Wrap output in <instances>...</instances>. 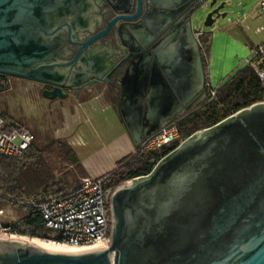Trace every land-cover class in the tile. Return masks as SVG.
Masks as SVG:
<instances>
[{
	"label": "water",
	"instance_id": "water-1",
	"mask_svg": "<svg viewBox=\"0 0 264 264\" xmlns=\"http://www.w3.org/2000/svg\"><path fill=\"white\" fill-rule=\"evenodd\" d=\"M101 1L0 0V78L49 86L41 91L48 100L66 99L68 88L101 82L110 65L108 51L88 49L82 55L115 22L136 20L142 0H136L134 15L119 11L105 29L74 42L92 29L89 12ZM220 1L144 0L150 28L160 33L169 27L149 51L131 47L135 39L143 45L153 39L148 28L116 27L124 51L140 52L116 102L134 149L207 103L192 18L214 27L228 14L221 11L229 2ZM122 4L131 6L130 0ZM64 33L80 46L68 62ZM80 58L84 68L75 71ZM110 219L107 249L64 254L0 239V264H264V102L194 133L148 175L119 186L110 199Z\"/></svg>",
	"mask_w": 264,
	"mask_h": 264
},
{
	"label": "rangeland",
	"instance_id": "rangeland-1",
	"mask_svg": "<svg viewBox=\"0 0 264 264\" xmlns=\"http://www.w3.org/2000/svg\"><path fill=\"white\" fill-rule=\"evenodd\" d=\"M227 1L229 2V6L223 11L225 13L228 12L225 19L212 28H205L203 27V19L192 18L193 31L202 30L206 34V37H209L210 41L213 35L228 26H231L232 30L230 32L223 31L221 33L224 34L218 37L223 39L225 35V37L227 36L231 40H234L235 38L246 39L248 35H251L254 26L248 25L250 22L244 21L242 18L251 11L256 12L259 8L260 0ZM246 25L251 26V29L247 30L245 28ZM199 41L202 42L203 38H200ZM245 47L246 44L239 41L234 43L230 41L228 45L223 42L217 45V42H215L214 51L216 52V56L212 58V68L218 70L219 75L214 76L215 79L210 80L209 78V83L212 86H216L220 80L225 79L237 67L240 68L245 65V60L249 55ZM41 88V85L30 81L13 80L11 87L0 93V114L4 115L10 122L22 125L34 134L37 144L44 148L43 156L46 158L55 176L65 178L70 185L74 183H78L79 185L81 179L87 177L85 165L90 163L91 167L98 166L100 167V171L102 170L101 172L108 174L116 168L118 161L135 153L136 149L131 147L128 150L124 145H117L115 143L116 145L112 144L111 146L105 145L101 147V150H106L110 147L116 148V156L112 155L110 160L102 162L103 164L95 160L99 156H102L103 151L93 156L94 158L91 157L88 162L84 163V161H80V165H73L67 161L64 151L60 150L57 142L66 147L67 150L65 151H68L72 147L70 144L79 143V148L90 154V152L100 148L103 139L106 137V133L99 128L100 120L86 122L87 116L82 111L76 110L80 103L82 104L87 101L75 99L71 94L66 99L48 100L40 95ZM99 103L100 105H104L108 102L103 100V102ZM112 109L116 115L115 107L112 106ZM84 122L86 123L82 125ZM107 140L109 141V139ZM2 210L3 213L0 215L1 223L8 224L10 221L16 219V213L11 207H6ZM8 238H10L9 235L0 232V239Z\"/></svg>",
	"mask_w": 264,
	"mask_h": 264
},
{
	"label": "trees",
	"instance_id": "trees-1",
	"mask_svg": "<svg viewBox=\"0 0 264 264\" xmlns=\"http://www.w3.org/2000/svg\"><path fill=\"white\" fill-rule=\"evenodd\" d=\"M202 38L204 54L201 51V57L208 83L207 60L210 54V39L206 34ZM263 102L264 87L251 67L244 65L238 68L221 82L214 99L175 123L179 135L176 143L145 152L136 149L134 154L117 162L116 168L108 173L103 187H118L125 182L148 175L155 164L173 151L180 141L216 125L244 108ZM1 116L6 118L4 115ZM57 144L60 150L64 151L67 161L73 165H80L79 157L71 148L65 151L67 149L63 144L60 142ZM43 152L44 148L37 144L34 136L33 143L22 157L0 158V210L11 207L16 213V219L8 224L16 223L18 227L30 228V232L24 233L30 239L40 238L57 242L60 237L44 227L37 208L19 204L27 198H32L34 204L38 205L50 196H64L70 192L69 182L65 178L55 176ZM8 224L0 222V227Z\"/></svg>",
	"mask_w": 264,
	"mask_h": 264
},
{
	"label": "built area",
	"instance_id": "built-area-1",
	"mask_svg": "<svg viewBox=\"0 0 264 264\" xmlns=\"http://www.w3.org/2000/svg\"><path fill=\"white\" fill-rule=\"evenodd\" d=\"M260 8L264 11V0H260ZM198 40L200 51L204 48L199 41L205 34L202 30L194 32ZM245 65H249L264 87V42L252 47ZM221 83L212 86L205 83L207 102L215 98ZM172 122L158 134L151 137L139 147L145 152L160 149L176 143L178 130ZM34 141V135L25 127L19 128L13 122L0 115V158H20ZM182 141H180L176 149ZM173 149V150H174ZM105 172L89 174L81 179L79 185L67 195L50 196L44 202L36 205L32 198H27L20 205L33 206L39 211L44 227L60 237L59 244H67L84 251L104 250L110 244V199L119 187H103L108 178ZM3 210H0V215ZM30 228L18 227L16 223L3 225L0 232L9 237H27L24 233Z\"/></svg>",
	"mask_w": 264,
	"mask_h": 264
},
{
	"label": "flooded vegetation",
	"instance_id": "flooded-vegetation-1",
	"mask_svg": "<svg viewBox=\"0 0 264 264\" xmlns=\"http://www.w3.org/2000/svg\"><path fill=\"white\" fill-rule=\"evenodd\" d=\"M111 2L110 3H108ZM126 2H129V0H125ZM223 1V0H221ZM220 1V2H221ZM131 6L123 5L122 0H102L101 2H93L92 10L89 12L91 21L93 22L92 29L87 30L84 34L80 35V38L73 37L74 42H84L87 40L90 36L98 33L99 31L105 29L109 22L114 19L118 14L119 11L126 10L129 15L135 14V4L136 0H130ZM144 0H142V8L139 17L134 20L133 22H130L129 24L123 23V22H115L112 26L111 31L109 34L101 39L96 44L90 45L83 53V56H86V53L88 49H93L95 52H103L108 51V58L110 61V65L107 68L106 74L103 76L101 82H91L90 84L82 87V85L76 87L75 90L72 88L66 89L68 96L71 94L73 98L75 99H81L82 101H87L89 99L100 98L103 100H106L108 103H110L111 106H114L116 109V102L118 97V89L121 85L122 80L130 74V72L133 71V61L136 55L140 54V52H135L129 50L124 51L122 46L118 43L116 36H115V30L116 27L120 24H123V28L125 29H135L142 31L145 28H148L152 34L153 39L149 42L141 43L138 39H135V44L131 43V47L134 48L135 46H138L144 51H149L152 47L158 44L159 40L163 37V35L168 31L169 27H167L164 31L157 33L155 29L150 28L148 23V13L145 15V7H144ZM224 11V10H223ZM221 11V12H223ZM63 38L65 39V43L67 46V53H65V57L63 58V61L68 62L73 60L74 56L80 49L79 45L71 44L66 39V33L63 34ZM129 55H131L129 57ZM84 68V64L81 60V58L76 63L74 69L75 71L81 70ZM21 80L17 78L12 77H2L0 78V81L5 86L6 90H8L11 87L13 80ZM35 83V82H33ZM38 84V83H36ZM41 85V84H39ZM43 89H51L49 86L41 85ZM205 92L207 93V89L205 88ZM67 96V97H68Z\"/></svg>",
	"mask_w": 264,
	"mask_h": 264
},
{
	"label": "crops",
	"instance_id": "crops-1",
	"mask_svg": "<svg viewBox=\"0 0 264 264\" xmlns=\"http://www.w3.org/2000/svg\"><path fill=\"white\" fill-rule=\"evenodd\" d=\"M259 8H260V5H259ZM259 8L256 12L251 11V12L245 14L242 18V20L250 22L248 25L254 26L253 30L251 31V35H248L246 37V39L245 38H241V39L235 38L234 40L233 39L231 40L229 37H227V36L225 37V35H224L223 39L218 37V36H222L224 34V33H221L223 31L224 32H230L232 30L231 26L225 27L223 30H219V33H216L215 35H213V37L211 38V41H210V54H209V58L207 60V62H208V74H209L210 80L215 79L214 76L219 75L218 74L219 71L212 68V66H213L212 65V58H214V56H216V52L214 51L215 42H217V45H220L222 42L225 43L226 45H228L230 41H233V43L236 41L237 42L239 41L240 43L243 42L246 44L245 48L248 51L250 48L255 47V46L264 42V11L261 8L260 9ZM245 28L248 30V29H251V26L246 25ZM238 68L239 67H237L231 73H229L226 76V78H228L230 75H232ZM225 79L220 80V82H218V83H221ZM99 102H103V99L95 97L94 99L87 100V102H85V103H82V104L80 103V105L76 108L77 111H82L87 116L86 122H89V121L94 122V121L100 120L99 128L101 129V131L106 133V137L103 139L100 148L98 150L90 152V154L85 152V150L80 149L78 146L79 143L70 144V146H72L71 148H72L73 152L75 153V155L77 157H79L80 161H82V162L84 161V163L86 161L88 162L89 159H91V157L98 155L97 153H101L102 151H103L102 156H99L98 159H95L99 163L101 162V164H103L102 162H107L108 160H110V157L112 155L115 157L116 156L115 155L116 154V151H115L116 148L110 147V148H107L106 150H103V149L101 150V147H104L105 145L111 146L112 144H114V145H116V144L121 145L122 144L128 150H130V148L132 147V145H131V143H130V141H129V139H128L125 131H124L123 125H122V123L118 117L117 111H116V115H115V113L113 112L112 106L109 105L110 103L100 105ZM86 122L82 123V125L85 124ZM82 125H81V128H82ZM107 139H109V141ZM81 143H83V142H81ZM89 164L85 165L87 176L89 174H97L98 172L102 171V170L100 171V167H98V166L97 167H95V166L91 167V165H89ZM77 186H78V183H76V184L74 183L73 185H70L69 191H72Z\"/></svg>",
	"mask_w": 264,
	"mask_h": 264
},
{
	"label": "bare ground",
	"instance_id": "bare-ground-1",
	"mask_svg": "<svg viewBox=\"0 0 264 264\" xmlns=\"http://www.w3.org/2000/svg\"><path fill=\"white\" fill-rule=\"evenodd\" d=\"M12 240H17L23 243L34 245L44 251L54 252V253H64V254H75L80 252H85L81 249L73 248L67 244H57L52 242L43 241L40 238L30 239L27 237H11Z\"/></svg>",
	"mask_w": 264,
	"mask_h": 264
}]
</instances>
